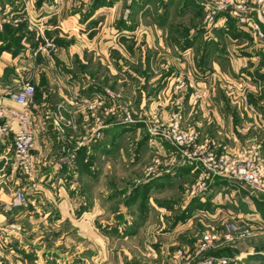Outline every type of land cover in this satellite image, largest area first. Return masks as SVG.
Returning <instances> with one entry per match:
<instances>
[{"label":"rangeland","instance_id":"rangeland-1","mask_svg":"<svg viewBox=\"0 0 264 264\" xmlns=\"http://www.w3.org/2000/svg\"><path fill=\"white\" fill-rule=\"evenodd\" d=\"M8 1L9 4L0 2V31L8 24L21 27V38L19 45L2 50L7 42L4 35H0V57L3 52H9L11 56V64L5 71L8 79L3 78L19 80L12 81L9 89L18 82L30 81L36 86L32 113L34 117L42 116L51 151L46 153V163H36L33 176L24 174L18 165L10 172L6 170L7 166L1 168L7 173L0 179L3 193H12L13 196L16 191L23 190L26 204L12 212L0 211V264H165V256L169 257L178 248H190L186 245L192 238L198 241L207 232H217L223 238L224 222L206 227L204 221L199 220L201 217L193 219L190 229H184L183 233L177 235V231L174 232L178 220L183 223L189 218L193 209L201 205L200 200L209 196L213 186L218 185L220 189L222 186L215 184L221 178H210L201 185L208 191L203 196L197 192L202 169L184 154L193 151L194 146H180L172 131L175 128L182 133L192 129L198 131L195 144L211 140L218 155L227 148L237 147V140L241 145L261 141L264 148V131L257 129L253 135L244 136L237 129L243 127L240 121L246 119L244 117L249 123L254 120L248 117V113L259 119L264 112V89L252 90L257 72L264 67V45L234 35L229 30L232 23L236 25L235 31L245 29L236 24L228 11L218 12L211 22L207 18L208 10L201 5L202 0H194L200 12H196L191 4L190 9L188 7L181 13L173 4L168 11L169 23L163 20L167 14V8L161 7L166 5L163 0H61L66 6L70 1L71 5L65 10L68 14L79 13L82 20L96 12L99 17L100 8L119 2L115 23L80 22L83 28L79 29L80 33L88 28L92 30L86 32L88 36L81 34L79 37L69 36L62 28L49 30V20L32 16L26 0ZM13 4H23V7L14 12L8 7ZM162 13V17H158ZM221 17L227 21L225 28L219 24ZM104 26L108 32L121 31L119 38L112 39L110 34L106 37L107 32L100 37L92 35L99 33ZM218 26L222 28L218 30ZM151 32L162 33L167 43L178 48L174 52L180 51L182 56L192 46L195 53L192 77H203L207 83L187 87L185 76L173 70V63L165 56L168 45L159 46V38L155 35L157 44L154 45L155 39L149 46V40L145 39L147 35L140 36ZM163 32L173 38L168 39ZM189 33L202 34L207 39L197 41L193 35L194 38L187 39L186 44H176L174 40ZM137 36L141 39L138 40ZM194 42L198 45L193 46ZM117 44L124 48V52L114 48ZM202 45L204 53H201ZM107 46L109 49L104 53ZM26 48L30 51L28 54ZM167 54H173L174 60V56L180 58L179 54L170 51ZM214 63H218L220 69L214 70ZM173 73L178 78L168 95L169 86L166 88V85ZM43 78L55 81L53 86L57 94L44 103L40 96L49 84L44 86L46 79ZM190 89L195 100L194 114L200 101L213 97L221 100L218 111L232 117L236 124V135L232 138L237 140L219 134L203 136L197 125L187 124L185 98ZM55 117L59 120L58 127L53 125ZM0 144L14 153V134L0 136ZM83 150L84 154L80 156ZM10 155L11 162L15 155ZM188 165L197 173L180 172L181 167ZM101 173L104 175L103 184L106 186L108 182L106 188L97 182ZM164 173L172 174V182L166 189H153L149 180ZM229 182L233 185L231 188L240 190L244 197L245 193L250 195L240 183ZM60 187L66 196L76 197L71 198L75 201L64 202ZM101 189L108 190V196L102 194ZM220 193L226 207L233 212L228 220L239 222L257 214L249 215L252 212L250 204L239 199V193L237 198L233 197L231 189ZM253 198L257 200V212L264 216V195ZM90 206H97L96 211L85 216L90 212ZM98 207L104 208L102 214L96 213L100 210ZM84 218L90 220L93 230L72 225ZM183 234L186 235L183 237ZM182 237L186 244L181 243ZM162 241L168 243L164 248L165 255L159 245ZM227 247L233 257L240 258L233 264H264V255L259 253L264 251V230L252 237L220 241L209 252ZM258 248L263 249L259 251ZM249 250L253 253L249 254Z\"/></svg>","mask_w":264,"mask_h":264},{"label":"crops","instance_id":"crops-1","mask_svg":"<svg viewBox=\"0 0 264 264\" xmlns=\"http://www.w3.org/2000/svg\"><path fill=\"white\" fill-rule=\"evenodd\" d=\"M58 1L59 0H42V2H37V0H26L28 12L32 16H38L40 18L46 17V19L49 20V23L51 26V28H49V30L54 31L53 29H61L62 28L61 30L64 31L65 33H69V36L73 35L75 37H79L81 34H83V36H88V33H86V32H90L92 29L89 30V28H88V31L86 30V31L80 33L79 29H83L82 27H80V25H82V24H80V22H87V24H90L91 21L93 22V21L97 20L98 22H100L99 25H102V24H106V25L109 24L110 25L111 23H115V21L118 18L117 8H118L119 2L114 3L112 6H104V8L103 7L100 8L99 11L101 12V14L99 17L97 16V12H96L95 15H91L86 20H82L80 18L79 13L68 14V12L65 10V7H69L71 5V3H70L71 0L69 2H67L68 6L62 5L61 0H60V2H58ZM87 1L88 0H84V2H87ZM0 2H4V3L8 2V4L10 3V1H8V0H0ZM54 2H57L58 4L55 5ZM163 2L166 5L161 6V7H165V9L167 8V10H166L167 14L165 13V15L163 16L164 17L163 20L168 22V23L171 22L170 13H168V11L170 12V8L173 4L177 5V7H178L177 11L181 12V13L182 12L184 13L188 7L190 9L191 4L195 7L196 12H200V8L194 0H163ZM8 7H9V9H14V12L15 11L19 12L18 10L23 7V4H13L12 6L9 5ZM104 11H106L107 13ZM162 15H163V13L160 14V16H158V17H162ZM150 16H152V14H150ZM226 22L227 21L224 17H221L219 19V24H220V26L223 25L224 26L223 28L226 27ZM230 23H232L231 20H230ZM220 26L217 27L218 30H220L222 28ZM229 27H230V29L229 28L228 29L230 31H232L233 33H235L234 35H237V36L240 35V36L248 38V39H253L254 41H259L248 30H242L240 32L235 31L236 25L233 23ZM138 31H140V30H138ZM106 32H107L106 37H108L109 36L108 34H110V37L112 39L119 38V35L121 33V31H118V30L117 31H111L110 30L108 32L107 27L104 26V28L99 33L95 32L92 35H94V36L98 35V37H100L99 36L100 34L102 35L103 33H106ZM227 32L228 33H226V34H228L230 36L229 31H227ZM163 33H166V36L168 37V39L170 37H172V36H169L168 32H163ZM92 35H89V36H91V38H93ZM155 35L159 38V39L157 38L159 46L164 48V46L166 47L168 45V48H166L165 50H168L171 53L173 52L175 54L180 55V58H179V56L178 57L174 56L175 57V60H174V58L172 56L173 54L172 55L170 54L169 55L170 57H169L167 54L168 51L165 52V54H166L165 56L170 58L171 62L173 63V67H174L173 70H176V72L180 71L181 75L183 74L185 76V85L187 87L192 88L196 84L198 86V85H203V84L207 83L206 79H202L203 77L199 78V79H193V77H192V74H191L192 71L191 70H192V67H194V59H195V57H194L195 53L193 52L194 48L192 46L190 48L188 47L189 50L184 52V54H185V56L183 54V56L185 57V59H184V57L182 56V52H180V51L174 52L176 49L178 50V48L177 47L173 48L172 44L167 43V40L164 39V37H162V35H163L162 33H157V32H153L152 34L145 33V34L140 35V36H142V38L144 36H146L145 39L149 40V43H150L149 46H150L152 44L151 40L156 39ZM193 35H195V34L189 33L185 36L183 35L182 36L183 38H180V39L177 38L174 41H176V44H178V45L179 44L184 45V44H186L185 41L187 39L194 38ZM201 35L202 34L197 35V36L195 35L196 36L195 40L202 41L204 39H207L206 37H204L203 35L201 36ZM140 36H137L136 38H138V40H140L141 39ZM157 39L155 40L154 45L157 44ZM107 41H109V40H107ZM259 42L261 45H263V43H264L261 41H259ZM109 43H113V41L110 40ZM171 43H173V40L171 41ZM199 43H201V42H199ZM194 45H198V42H194L193 46ZM108 47L109 46H107L106 49L103 50L104 53H106V51L109 49ZM203 47L204 46L202 45V48H201L202 52L201 53H204V51L202 50ZM114 48L118 51L120 50L121 52H124V48L119 44L115 45ZM72 50L75 51L74 47H72ZM29 52H30L29 49L26 48V54H28ZM191 53H193V54L191 55ZM201 53L199 54V57H200ZM205 54H206V52H205ZM10 60H11L10 53L9 52H3L2 56L0 57V103H4L6 105L15 107L16 106L15 103H13L11 100L8 99L7 92L9 90L10 86L12 85V81L17 82L19 80L14 78V79H12V80L10 79L8 81V80L3 78V77H5L8 79L7 73H5V71H6V67L11 64ZM213 67H214V70L220 69L218 63H214ZM174 75H175V73H173V75L170 76V78L168 79L167 85L165 84L166 88H167V86H169V90H168L169 92L167 93L168 95L171 94L173 87L176 85V80L178 77H175ZM257 76H258V78L257 77L255 78L256 82L254 83V85L252 87L253 91H257V87L259 89L263 88L262 84L264 82V67H263L262 71L257 72ZM45 79L46 78H43V80H45ZM200 79H201V81H200ZM40 82H41V79L38 76L37 83L40 85ZM44 82H45L44 86H48L47 83L49 84V86L46 88L47 89L46 92L44 91L43 96L42 95L40 96L41 100H42V98L44 99L43 103L47 100L51 101V99L53 98V95L54 96L57 95L55 93L56 90L54 89V86H53V85H56L55 81H53V80L47 81V79H46ZM188 91H189L188 92L189 94H187V96L185 98V103H186L185 114H186L187 124L192 122L193 124L197 125L203 136L208 135V134L209 135L212 134V136L214 134H219V135H224V136L227 135L228 137L232 138V136L236 135V131H235V129H236L235 125L236 124L233 122L230 114H226L224 112H221V110L218 111V106L221 109V103H222L221 100L220 101L218 99L215 100L216 98L213 97V98H210V99L205 100V101H200L199 104L197 106H195V107H197L196 108L197 111L194 114L195 109H194L193 104L195 103V100H194L193 95H191L193 90L190 89ZM168 95H166V96H168ZM262 101H264V99H262ZM166 102H167V100L165 101L164 104H166ZM215 103L218 105L217 106L211 105V104H215ZM261 105H263V104H261ZM164 109H166V108H164ZM247 115L251 119H254V120H252L254 122L253 123H252V121H250V123L247 122V117H244V118H246L244 120L241 118L242 121H240V123H241V126H243V127H237V129H239V132L242 135H244V136L253 135L255 130L258 131L257 129L264 131V112L259 117V119L257 118V116L254 117V115L252 113H248ZM252 117H254V118H252ZM41 119H42V116L40 114H38L34 117V128H35V132H36V141H35V145L33 148V154L35 155V159H36L37 164L46 163L45 162L46 153L49 154V152L51 151L50 150L51 145L48 141L49 139L47 138L48 135H46V133H45L44 124L42 123ZM232 139H236V138H232ZM233 142H235V141H233ZM237 142H238V144H236V145L240 146L241 143L239 142V140H237ZM258 142L260 143L261 148L264 151L262 142L261 141H258ZM9 153L14 154L13 152H9L8 147L6 148V146L0 144V179L3 175L7 174L5 171H2L1 168L7 166L6 170L8 172H10L11 171L10 169H12L13 167H17L15 157L11 162L9 161V158L11 156ZM82 154H84V150L80 153V156ZM8 162H10V163H8ZM183 171H185V172L190 171L192 173H194V172L197 173L195 171V168L193 166H190V165L185 166V168L181 167L180 172L183 173ZM180 172H177V176H180L179 175ZM87 175L90 176L89 174H87ZM171 175H172L171 173H169V174L164 173V175H162L160 177L157 176L159 178L150 179L149 180V181H151L150 184L153 186V189H155V188H158L160 190L166 189L173 180V177ZM103 178H104V175L101 173V176L99 175V180L97 181V182L100 181L101 186H105V184H103L104 183ZM94 179L97 180L98 178H94ZM145 183H146V181H145ZM215 184H221L222 189H220V187L218 185L213 186L211 192L209 193V196L205 199L200 200V202H202V203H199V204H201V205L198 206L197 208L193 209L191 216L189 218L184 220L183 223H181L182 220H178V222H177L178 224L174 227V232L177 231V235H178V233L179 234L183 233L182 231L184 229H190L189 227H191L190 225H192L193 219H195L197 217H201V218H199V220H203L204 221L203 224L206 227H208V225H209V227L210 226L211 227L212 226H219V224H222L223 222L228 220V217H230V215L233 212H231L229 206L226 207V204L224 203L225 200L221 196L220 191L221 190L224 191L225 189H228V190L231 189L233 192V194H232L233 197H236V194L239 193L240 190H236L234 188H231V187H233L232 183H230L228 180H225V179H218V181H216ZM107 185H108V182H107ZM106 186L103 188H106ZM139 187H141V186H139ZM62 189H63L62 187L59 188L60 194H61L62 198L64 199L63 201L65 202L67 200L68 203L74 202L75 199L71 200V198H76V197H71V194H67V196H66V192L65 191L63 192ZM100 191L102 194L108 196V190H102L101 189ZM3 192H4V190L1 189V187H0V197L3 200L8 201L10 199V197L12 196V193H8L7 195H5ZM222 193L224 194V192H222ZM104 195H102V196H104ZM245 195L247 197L246 196L244 197L243 194H241V192H240L238 197H239V199H242L243 201H245V203L250 204L249 209L252 210V212H250L249 215L257 213V214H255L254 218L258 219L260 217V218L264 219V216H262L259 212H257V207H256L257 200H256V198L254 199L253 196H250V195L248 196L247 193H245ZM4 196H8V197L5 198ZM248 198H249L250 202L248 201ZM97 206H90L89 207L90 212H86L85 216H88L89 214L94 213L96 211ZM252 206H254V207H252ZM98 208L100 210L96 213L102 214L104 212V208H102V207L101 208L98 207ZM199 208H202L203 211ZM72 209H74V207H72ZM198 211H199V213H198ZM118 213H120V212H118ZM68 215H70V213ZM72 225L74 227H79V228L81 227L82 230H84V229L93 230V226H92L90 220H87L86 218L81 219L80 223L73 222ZM184 235H186V234H183V237H184ZM105 238L108 239V237H105ZM182 240H181V243L186 244V239L183 238ZM195 241L196 240H194L192 238V240L186 246L193 248L197 242V241L196 242ZM157 245H158L157 242H155V246H157ZM159 245L162 248L161 251L164 254V248L168 246L167 241L159 242ZM252 250L254 251V249H252ZM252 250H249L248 253L250 254V252H253ZM154 256L155 257L158 256V253H156V251L154 252ZM165 260H166L165 264H169L170 256L169 257H168V255L165 256Z\"/></svg>","mask_w":264,"mask_h":264},{"label":"built area","instance_id":"built-area-1","mask_svg":"<svg viewBox=\"0 0 264 264\" xmlns=\"http://www.w3.org/2000/svg\"><path fill=\"white\" fill-rule=\"evenodd\" d=\"M201 5L208 10L207 18L211 22L218 12L228 11L237 25L264 42V0H202ZM262 87L264 89V82ZM35 96L36 86L33 83L18 82L7 92L8 99L16 106L0 104V136L10 132L14 134L15 161L28 176L35 174L37 163L33 154L36 132L32 106L35 104ZM53 125L59 126L57 117L54 118ZM172 133L180 146H194L193 151L189 150L184 154L202 169L198 176L197 191L201 192V196L208 191L201 185L208 179L216 177L240 183L249 190L250 196L264 195V151L258 141L248 142L232 149L227 148L218 155L211 140H207V143L195 144L199 132L194 129L182 133L175 128ZM25 204V193L19 190L8 201L0 198V211L12 212ZM223 226L225 230L223 238L217 232H207L193 248L182 247L171 253L169 264H233L240 259L239 256H213L206 253L220 241L232 242L235 238H248L263 231L264 219L253 217L239 222L233 219L226 220ZM259 253L264 255V251Z\"/></svg>","mask_w":264,"mask_h":264},{"label":"trees","instance_id":"trees-1","mask_svg":"<svg viewBox=\"0 0 264 264\" xmlns=\"http://www.w3.org/2000/svg\"><path fill=\"white\" fill-rule=\"evenodd\" d=\"M42 1V0H41ZM98 2V0H97ZM96 4V3H95ZM96 6V5H95ZM94 6V7H95ZM21 31V27L15 28L12 25H5L2 32L0 31V35H4L3 39H6L7 42L5 46L2 47L3 49H11L12 46H17L20 43L21 36L19 35ZM3 33V34H1ZM264 205V203H262ZM263 248H258V250H262ZM206 255H213V256H230L233 257V252L227 247L218 249L212 252H207Z\"/></svg>","mask_w":264,"mask_h":264}]
</instances>
